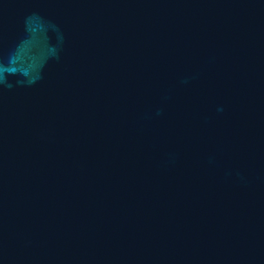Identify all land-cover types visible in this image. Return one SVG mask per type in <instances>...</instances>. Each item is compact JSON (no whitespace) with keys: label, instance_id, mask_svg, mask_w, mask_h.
Instances as JSON below:
<instances>
[{"label":"water","instance_id":"95a60500","mask_svg":"<svg viewBox=\"0 0 264 264\" xmlns=\"http://www.w3.org/2000/svg\"><path fill=\"white\" fill-rule=\"evenodd\" d=\"M0 264H264V0H0Z\"/></svg>","mask_w":264,"mask_h":264}]
</instances>
